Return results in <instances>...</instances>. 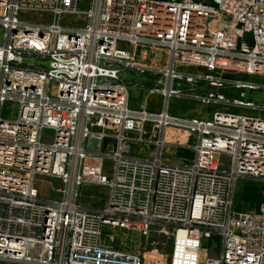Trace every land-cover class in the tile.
Listing matches in <instances>:
<instances>
[{
	"label": "built area",
	"instance_id": "obj_1",
	"mask_svg": "<svg viewBox=\"0 0 264 264\" xmlns=\"http://www.w3.org/2000/svg\"><path fill=\"white\" fill-rule=\"evenodd\" d=\"M81 2L0 0V264H142L132 238L102 226L139 239L172 227L167 264H264V190L254 210L232 209L239 179L264 186V117L249 114L264 104L243 101L264 90L253 81L264 77V0ZM123 71L146 78L130 85L150 84L157 111L131 107ZM171 99L216 109L172 116ZM6 103L15 120L2 117ZM185 149L190 164L171 160ZM38 177L60 183L58 199L40 195ZM86 187L107 188L103 208L80 203ZM217 237L210 257L202 244Z\"/></svg>",
	"mask_w": 264,
	"mask_h": 264
},
{
	"label": "rangeland",
	"instance_id": "obj_2",
	"mask_svg": "<svg viewBox=\"0 0 264 264\" xmlns=\"http://www.w3.org/2000/svg\"><path fill=\"white\" fill-rule=\"evenodd\" d=\"M90 6V0H82L79 10L86 11ZM18 18L22 21L32 22V23H45L47 24L51 20L50 14L40 13V12H21L18 15ZM85 23V18L82 16L76 15H63L61 17V24L64 26H82ZM1 38V31H0ZM1 41V39H0ZM163 60V59H162ZM165 60V58H164ZM164 62V61H163ZM35 64L42 66L44 69L48 67V59H36L34 60ZM165 63V62H164ZM120 77L127 83L126 87L129 92V97L136 100L141 96L145 97L148 93V90L151 86L148 84L147 87L141 88L139 86H132V83H142L146 80L145 77L137 75L131 71H123L120 74ZM257 83L264 86V77L254 79ZM52 87L55 85L52 84ZM225 93L228 98H238V91H222ZM245 97L243 101L252 102L255 105H263L264 104V90L257 91H248L245 90ZM171 101H177V99H171ZM170 105L168 104V108ZM171 108L175 110H179V112H185L189 109L193 110L194 116L201 118H208L212 111L216 108L213 106H203L200 104H190L176 105L172 103ZM239 112V110H236ZM247 113V112H246ZM256 116L264 117V112H253L249 113ZM18 116V107L16 104L6 103L3 107L2 117L7 120H15ZM173 139H177L182 143H186L187 145L192 144V137L186 134L172 133ZM53 138V131L44 130L42 132V141L44 143H50ZM180 138V139H179ZM133 155L136 154L135 149L133 147ZM193 152L190 150H180L175 156L172 155L171 160L176 163H185L190 164L193 160ZM179 159V160H176ZM181 163V164H182ZM36 188L39 190L41 196L45 198L58 199L59 195L56 192L57 188L60 186V183L56 180H52L49 178L38 177L35 182ZM264 186L259 182H253L251 180L239 179L236 184V190L233 196V212L235 213H243L247 211L254 210L256 208L255 204L258 202L260 197L263 194ZM107 188H84L81 192L80 203L89 208H98L101 209L106 205L107 197H108ZM254 200V201H253ZM164 231L162 232V226H155V229L160 233H153L150 238H140L136 233L126 232L125 230L113 229L109 226H102L101 232L104 237H108L109 235H119L120 237H128L134 240L136 251L140 254L142 259V264H167L166 260L169 258L172 241H173V228L170 226H165ZM165 233V235L163 234ZM137 245V246H136ZM129 246V245H128ZM204 250L209 252L210 257L216 256L220 252V238H214L212 241H208L202 244ZM200 264H205V259H201Z\"/></svg>",
	"mask_w": 264,
	"mask_h": 264
},
{
	"label": "crops",
	"instance_id": "obj_3",
	"mask_svg": "<svg viewBox=\"0 0 264 264\" xmlns=\"http://www.w3.org/2000/svg\"><path fill=\"white\" fill-rule=\"evenodd\" d=\"M253 81H255L253 79ZM160 97L159 95H149L148 93L146 94L145 97H140L139 99H132L130 98V105L131 107L135 108V109H140V108H146L147 110L150 111H157L160 107H159V103H160ZM176 102L178 104H183V105H190V104H198L196 102L190 101L188 99H180L177 101H171V103H169L170 107L168 108L169 114L172 116H177V117H197L194 116L193 110L189 109L185 112H179V110H175L173 108H171L172 103H174L176 105ZM111 147V143L106 141L104 143V149L108 150ZM179 160V159H176Z\"/></svg>",
	"mask_w": 264,
	"mask_h": 264
},
{
	"label": "trees",
	"instance_id": "obj_4",
	"mask_svg": "<svg viewBox=\"0 0 264 264\" xmlns=\"http://www.w3.org/2000/svg\"><path fill=\"white\" fill-rule=\"evenodd\" d=\"M261 200H262V196L260 197V199L258 200V202H256V204H255L256 207L259 205V203L261 202Z\"/></svg>",
	"mask_w": 264,
	"mask_h": 264
}]
</instances>
